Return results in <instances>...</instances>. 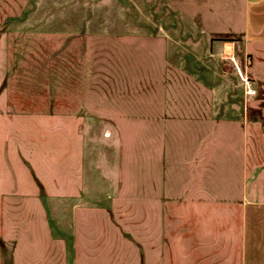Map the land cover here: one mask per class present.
Returning <instances> with one entry per match:
<instances>
[{"label":"rangeland","instance_id":"obj_1","mask_svg":"<svg viewBox=\"0 0 264 264\" xmlns=\"http://www.w3.org/2000/svg\"><path fill=\"white\" fill-rule=\"evenodd\" d=\"M244 5L0 0V264H222L264 200Z\"/></svg>","mask_w":264,"mask_h":264},{"label":"crops","instance_id":"obj_2","mask_svg":"<svg viewBox=\"0 0 264 264\" xmlns=\"http://www.w3.org/2000/svg\"><path fill=\"white\" fill-rule=\"evenodd\" d=\"M242 35L246 49L255 54L250 73L264 100V0H245ZM214 211L222 216L218 230H229L233 222L238 232L235 246L222 251V264H264V200L245 197L237 209Z\"/></svg>","mask_w":264,"mask_h":264},{"label":"built area","instance_id":"obj_3","mask_svg":"<svg viewBox=\"0 0 264 264\" xmlns=\"http://www.w3.org/2000/svg\"><path fill=\"white\" fill-rule=\"evenodd\" d=\"M244 81H245L246 86H248L245 89L246 94H248V95H254L255 94V90L250 87V85H249V83L247 81V78H244Z\"/></svg>","mask_w":264,"mask_h":264}]
</instances>
